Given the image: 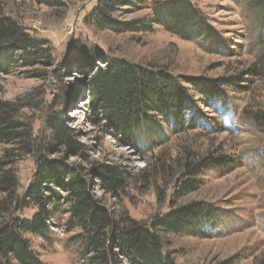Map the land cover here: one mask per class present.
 Segmentation results:
<instances>
[{
    "label": "rangeland",
    "instance_id": "1",
    "mask_svg": "<svg viewBox=\"0 0 264 264\" xmlns=\"http://www.w3.org/2000/svg\"><path fill=\"white\" fill-rule=\"evenodd\" d=\"M157 1L119 6L112 19L132 29L117 31L94 19L98 0H0V17L45 43L33 60L16 55L9 66H0V101L17 104L29 143L26 149L18 141L0 143V160L10 153L0 175V202L13 215L35 214L36 205L23 198L44 156L82 173L97 204L117 220L150 224L192 201L220 211L223 216L209 236H166V250L177 264H264V127L251 118L264 111V77L251 70L262 49L264 20L249 0H193L209 19L206 44L182 39L159 24L134 29L150 17ZM112 58L166 70L184 94V118L168 124L156 116L160 135L127 139L95 116L88 81ZM229 78L236 84L223 80ZM194 81L208 86L204 93ZM212 86L225 95L227 106L207 95ZM50 116L65 118L78 148L55 139ZM210 155L225 156L228 164L192 176L199 188L180 195L188 164ZM106 165L118 169L120 186L104 183ZM8 177L16 184L11 189ZM52 187L63 197L68 193ZM61 207L46 237L27 233V238L46 264H93L83 229L69 222L68 206ZM120 260L131 264L123 256Z\"/></svg>",
    "mask_w": 264,
    "mask_h": 264
},
{
    "label": "trees",
    "instance_id": "2",
    "mask_svg": "<svg viewBox=\"0 0 264 264\" xmlns=\"http://www.w3.org/2000/svg\"><path fill=\"white\" fill-rule=\"evenodd\" d=\"M136 2L137 0H98L93 12L94 19L104 28L131 30L132 26H118L112 19V14L119 6ZM249 2L264 20V0ZM155 24L182 39L202 44L209 41V19L193 0L157 1L150 17L141 20L134 29L151 30ZM262 37V49L251 70L255 75L264 77V27ZM44 44L43 39L31 36L10 18L0 17V66H9L17 60L16 55L33 60ZM106 62V66L98 67L88 81L92 108L95 116L111 122L125 138L139 139L146 135L153 138L160 135L161 126L156 116H160L168 124H172L176 116L181 120L184 118L186 111L180 108L181 101L185 99L184 94L166 70L145 69L124 58L107 59ZM223 80L236 84L233 78ZM194 82L204 93L206 86ZM207 95L227 106L225 95L214 89V86ZM18 113L16 103L0 101V143L18 141L20 149H26L29 143L21 129ZM251 118L264 127V111L253 113ZM48 126L56 140L71 148H78L63 116H50ZM9 154L7 152L3 156L4 161L0 160V175L6 172L8 163L5 158ZM39 160L38 170L23 198L36 205L38 210L35 214L31 218L13 215L10 207L0 202V264H46L34 250L26 234L46 237L50 230L49 222L62 211V204L68 206L69 222L83 229L86 254L92 253L90 259L93 264H123L120 256L131 264H177L173 253L166 250V236L180 233L209 236L223 216L204 201H192L170 209L150 224L135 219L117 220L115 215L109 214L97 204L82 173L77 169L60 162L50 163L44 156ZM228 161L225 156L210 155L195 165L188 164V178L183 180L179 194L199 188L197 179L192 176L200 174L204 169H219L226 166ZM105 167L106 171L102 175L104 183L111 188L120 186L123 178L118 169L111 165ZM5 181L11 189V178L8 177ZM53 184L64 187L67 195L63 197L52 187Z\"/></svg>",
    "mask_w": 264,
    "mask_h": 264
}]
</instances>
